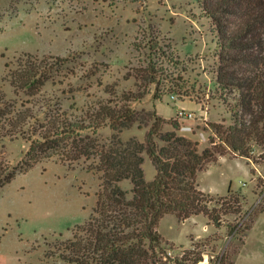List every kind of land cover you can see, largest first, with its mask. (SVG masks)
<instances>
[{"label": "rangeland", "instance_id": "1", "mask_svg": "<svg viewBox=\"0 0 264 264\" xmlns=\"http://www.w3.org/2000/svg\"><path fill=\"white\" fill-rule=\"evenodd\" d=\"M202 1L0 0V85L19 108L34 106L39 112V104L46 102L77 117L91 114L101 103L117 101L124 92L146 90L145 97L133 106L139 111L156 109L168 120H179V134L199 142L202 152L212 145L211 123H233L218 90L217 34L202 13ZM156 38L163 51L156 47ZM163 52H170L176 63ZM52 57L67 60L50 70L40 94H16L10 73L26 64L51 67ZM152 63L156 64L157 83L146 84L133 76ZM238 94L239 90L233 91L231 102ZM148 129L136 123L123 130L122 138L137 137L144 142ZM173 130L171 124L165 125V131ZM111 133L108 128L101 131L103 136ZM29 147L30 142L23 139L6 142L4 147L0 143V162L10 171L26 167ZM260 152L255 146V157ZM81 163L70 168L44 161L28 173L17 171L0 188V264L53 263L54 259H45L47 244L60 236L71 238L75 226L88 220L96 206L100 180ZM144 170L146 180H154L156 168L150 159ZM260 178L263 182L259 184ZM122 182V188L131 191L132 181ZM198 183L216 199L226 196L231 186L242 198L243 210L225 216L219 228L206 226L204 215L185 222L166 215L159 230L176 244L170 254L181 253V246L190 248L193 235L197 240L217 239L213 244L217 253H234L236 264H264V212L255 217L246 236H231L228 231L230 225L249 224L253 212L264 206V165L228 154L199 171ZM205 227L210 231L205 232ZM208 253L200 264H214L211 250Z\"/></svg>", "mask_w": 264, "mask_h": 264}, {"label": "trees", "instance_id": "2", "mask_svg": "<svg viewBox=\"0 0 264 264\" xmlns=\"http://www.w3.org/2000/svg\"><path fill=\"white\" fill-rule=\"evenodd\" d=\"M202 13L212 21L217 34L221 61L217 85L233 121L229 126L211 123L215 132L210 136L212 145L202 152L199 142L179 134V120H168L156 109L139 111L133 106L145 97L146 90L124 92L117 101L101 103L91 114L77 117L46 102L39 104V112L34 106L19 108L0 85V143L4 147L6 142L17 139L30 142L26 167L10 171L0 162V188L10 183L17 171L28 173L37 164L51 160L70 168L84 161V169L100 180L96 206L88 220L75 226L71 238L60 236L47 244L45 259L54 262L42 260V264H200L205 254H210L208 250L214 264H236L234 253H217L213 245L217 239L211 237L197 240L192 235L191 247L181 246V253L172 256L170 251L176 244L159 230L161 220L168 214L183 222L204 215L208 225L221 227L225 216L242 212V198L231 186L228 194L218 199L204 192L198 183V172L228 154L264 165V0H203ZM148 30L153 36L154 31ZM156 44L163 51L158 38ZM163 54L176 63L170 52ZM52 59L51 67L26 64L11 72L15 93L38 96L50 70L67 60ZM156 75V64L152 63L143 73L133 76L155 84ZM234 90L239 94L231 102ZM136 123L149 127L145 141L137 137L124 140L123 130ZM167 124L175 130L165 131ZM107 128L112 133L103 136L101 131ZM255 146L261 149L256 157ZM145 155L156 168L152 181L145 178ZM126 179L133 183L131 191L121 186ZM262 182L260 178L259 184ZM263 212L264 206L253 212L245 226L230 225L229 234L246 236L255 217Z\"/></svg>", "mask_w": 264, "mask_h": 264}, {"label": "crops", "instance_id": "3", "mask_svg": "<svg viewBox=\"0 0 264 264\" xmlns=\"http://www.w3.org/2000/svg\"><path fill=\"white\" fill-rule=\"evenodd\" d=\"M150 159V157L149 156H147V155H145V165L148 163V160ZM151 160V159H150ZM122 183L123 182H121V186H122ZM194 217H196V216H194ZM194 217H191V218H194ZM190 218V219H191ZM190 219H188V220H190ZM206 226H209V225H206ZM204 230H205V232H209L210 231V228L209 227H205L204 228Z\"/></svg>", "mask_w": 264, "mask_h": 264}]
</instances>
